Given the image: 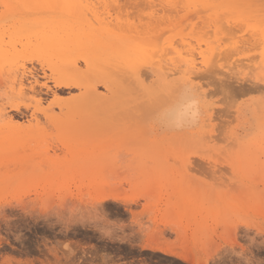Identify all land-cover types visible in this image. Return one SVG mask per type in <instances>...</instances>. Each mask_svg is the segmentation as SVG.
I'll list each match as a JSON object with an SVG mask.
<instances>
[{"label":"rangeland","instance_id":"1","mask_svg":"<svg viewBox=\"0 0 264 264\" xmlns=\"http://www.w3.org/2000/svg\"><path fill=\"white\" fill-rule=\"evenodd\" d=\"M157 1L155 7L97 2L90 14L64 0H0V264H264V0H214L209 9H185V21L173 27L165 16H184L182 4ZM80 9L102 29L101 39L115 35L125 46L153 48L172 40L181 47L182 31L195 48L220 40L225 58L192 79L182 75V63L173 75L179 66L169 71L158 56L145 58L134 66L144 74L140 85L117 68L112 94L97 84L107 97L102 102L49 108L54 93L66 100L80 90L60 91L47 80L43 72L50 73L54 59L36 50L35 36L28 40L42 28L59 36L70 28L81 33ZM148 13L161 25L144 36L134 30ZM225 34L238 50L228 47ZM79 41L71 56L78 58L76 82L83 84L99 67L81 60L95 55L96 44ZM21 63L33 71L21 77L25 84L36 78L49 86L33 79L42 96L18 91L14 75ZM181 81L182 93L190 95L185 101L194 100L196 109L185 127L166 115L175 101L169 103L184 96L173 93Z\"/></svg>","mask_w":264,"mask_h":264},{"label":"bare ground","instance_id":"2","mask_svg":"<svg viewBox=\"0 0 264 264\" xmlns=\"http://www.w3.org/2000/svg\"><path fill=\"white\" fill-rule=\"evenodd\" d=\"M64 1H66L68 4H73L74 6H78L79 7V5H82V7L81 8H83V7H85V9H93L94 7H96L95 5H96V3L98 2L99 4L101 3V5H104L105 7L106 6H108V5H116V6H118L120 3H119V0H98L97 2H93L92 0H83L82 2H84V4H81L82 2H81V0H64ZM141 1H145L144 3L146 4H151L152 6L154 5V7H155V5H156V0H127V2L129 3V4H132V5H138V6H141V4H142V2ZM158 1H159V3H158ZM157 1V3L158 4H165V5H163V7H165V6H176V5H179V3L180 4H182L181 5V7L183 8H181L182 10H185V9H187V12H188V10H189V12L192 10V9H195V7H197V6H200L201 8L200 9H202V8H204V9H207L206 7H208V9L209 8H212L213 7V3H215V2H217V0H215V2H214V0H158ZM155 2V4H153ZM66 4V3H65ZM146 4V5H147ZM73 5H72V9H76L77 8V6H76V8L75 7H73ZM103 6V7H104ZM149 6V5H148ZM151 6V7H152ZM71 7V6H70ZM92 7V8H91ZM171 7V8H172ZM178 6H176L175 8H177ZM170 8V11L172 10ZM179 8V7H178ZM192 8V9H191ZM85 9L83 10V13H82V9H80V11H78V13H76V14H79V12H81V14H79L80 15V17H82L84 20L82 21V25L79 27V29L78 30H80L81 31V33H78L77 34V31H75V30H73V29H69V31H62L63 32V34L62 35H60L59 36V32H57V33H53V32H51V33H49V31H46V29H44V28H42V29H39V30H37V31H35V33L36 34H33L31 37H29V40H28V42H29V44L33 41L31 38L33 37V36H35L34 38H35V40H36V42L38 41V45H36L35 43H33V44H35L36 46V50L37 49H41V50H43V52H44V57L46 58H48L49 57V59L50 60H53L54 62L53 63H55L56 65L54 66V68H52L51 69V71H50V73H45V72H43V74H44V77L47 79V80H51L52 82H53V84L56 86V87H58L59 88V90L60 91H64L65 89L67 90V88L68 89H70V88H78L79 90H80V93L78 94V95H76V96H72V97H70V98H68V99H66V100H61L58 96H57V94H53V95H55V98H53V100L50 102V103H48V107L50 108L51 107V105L53 104V103H56L59 107L60 106H74L75 107V105H81V104H84V101L85 102H87V100H98L99 101V103L100 102H102L103 100H105V99H107V97L106 96H104L103 94H101V93H99L98 91H97V84H101V85H103L104 86V88H105V90L109 93V94H112V92H113V89H114V87L116 86V84L117 83H115L114 81H113V79H112V77H111V75L113 74V73H115V74H117L118 72H115V69H116V71H119L117 68H121V70L124 68V73H125V71H126V73H131V75L132 76H134V78H135V80H133V81H135V83L137 84V85H140L141 84V80H140V76L139 75H144V74H142V72H140V73H138V69L137 70H135L134 69V66H135V63H137V61H139V63H140V61L141 60H144L145 58L147 59V58H149V57H157L158 56V58L162 61V60H164L163 62H164V65H162V69L165 67V68H167V70H169V71H174L178 66L180 67V66H182V64H183V66L185 67L186 66V69H185V71H184V69H183V71H184V73L183 72H181L180 71V69H181V67L178 69L177 68V70H175L174 72V74L173 75H175L176 73H178L179 71L182 73V75L184 76L185 75V72L186 73H188L189 74V76L188 77H190L191 78V76L193 75V77L195 76V78L197 77V75H198V69H200V70H202V69H204L205 67H207L208 68V66H211L212 64L213 65H216L214 62H217L218 60H219V58H220V56H221V52H224L223 51V49L222 48H224V47H222L221 46V48H220V43H219V38H217L218 40V43L216 42V46H209V45H206V49L204 50V49H201L200 48V46H196V48L198 47V51H194L196 48L195 47H191L190 45H188L189 43H187V42H185V40H184V37H183V35H182V31L179 33L180 34V45H181V47H177L176 46V44L174 43V42H172V40H171V42H168V46L167 47H165V45H164V47L163 48H159V46L160 45H158V43H157V48L156 47H154L153 48V46H156V45H152V46H147L146 44L147 43H144V44H135V45H133V46H125L124 44H123V42L121 41V42H119V37H117V36H115V35H111V36H109V37H107L106 39H101V38H99L98 36H97V34H100V32H101V28H94L95 26L93 25V24H91L89 21H90V19H88L87 17H88V15H87V13H88V11H86L85 12ZM95 9V8H94ZM166 9H168V8H166ZM198 9H199V7H198ZM169 10V9H168ZM167 10V11H168ZM178 10V9H177ZM176 10V11H177ZM181 10V11H182ZM90 11L91 10H89V13H90ZM180 11V10H179ZM194 11V10H193ZM192 11V12H193ZM199 11V10H198ZM202 11V10H201ZM208 11V10H207ZM91 12H94V11H91ZM172 12V11H171ZM170 12V13H171ZM175 12V11H174ZM186 12V10L184 11V16L183 15H180L179 17H176L175 18V16L176 15H174V18L172 19L171 18V16H173L172 14H170L169 12V14L171 15V16H169V14L167 13V15L165 16V19L166 20H164V21H168L169 22V24H168V22H166L167 24V27H173L174 25H181L184 21H185V18H186V16H185V14H187V13H185ZM94 13H96V12H94ZM166 13V12H165ZM164 13V14H165ZM173 13V12H172ZM179 13V12H178ZM193 13H195V11L193 12ZM193 13H191V17L192 16H194V15H192ZM90 14H92V13H90ZM177 14V13H176ZM219 14V13H218ZM228 14V13H227ZM188 15V16H189ZM211 15V14H210ZM213 15V14H212ZM212 15L210 16L211 18H215V17H217V14H216V12H215V15L216 16H213L212 17ZM219 16V15H218ZM167 17V18H166ZM209 17V18H210ZM208 18V17H207ZM211 18H210V20H211ZM220 18V17H219ZM222 18V17H221ZM99 19V18H98ZM193 19V18H192ZM216 19V18H215ZM144 20V19H143ZM155 20V19H154ZM154 20H152L151 19V13H148V15H147V17H146V19H145V21H143V22H141L140 23V25L138 26V27H140L139 29H136V30H134V31H136V33H141L142 35H144V36H149L150 34H153L155 31L157 32V29L159 28V26L161 25V24H154L153 23V21ZM176 20V21H175ZM208 20V19H207ZM163 21V22H164ZM206 21V20H205ZM216 21V20H215ZM214 21V24L215 23H217V21L215 22ZM220 21V20H219ZM218 21V22H219ZM228 21H230V20H228ZM86 22V23H85ZM210 22V21H209ZM99 23V22H98ZM104 23V22H103ZM211 23H213L212 21H211ZM220 23H222V22H220ZM78 25L80 24V22H78L77 23ZM102 24V23H101ZM109 24V22H106L105 21V23H104V25H108ZM165 24V23H164ZM166 25H165V27H166ZM208 25V23L206 24V26ZM212 25V24H211ZM217 25V24H216ZM222 25H225L224 23L222 24ZM241 26H242V24H240ZM187 26H188V24H187ZM203 26V25H202ZM220 27H221V25H219ZM108 26H105V27H102V28H107ZM164 27V28H165ZM214 27V26H213ZM225 27H226V25H225ZM225 27L223 26V27H221V28H224V29H222V30H227V29H225ZM230 27V26H229ZM135 28H137V27H135ZM175 28V27H174ZM205 28V27H204ZM203 28V29H204ZM207 28H209V27H207ZM220 28V29H221ZM234 28V27H233ZM66 30H68L67 28H65ZM160 29V28H159ZM163 29V28H162ZM161 29V30H162ZM211 29V28H210ZM209 29V30H210ZM167 30V29H166ZM166 30H164V31H166ZM182 30H183V28H182ZM200 30V29H199ZM208 30V31H209ZM218 29L216 28V31H217ZM237 30V29H236ZM235 30V31H236ZM79 31V32H80ZM88 31V32H87ZM207 31V30H206ZM264 31V30H263ZM185 32V31H184ZM184 32H183V34H184ZM202 32V31H201ZM204 32V31H203ZM212 32V31H211ZM210 33V32H209ZM220 33V32H219ZM225 33H228V35L230 34L229 33V30H227V32H225ZM231 33H232V31H231ZM97 37H95L94 35ZM146 34V35H145ZM161 34V33H160ZM178 34V33H177ZM212 34V33H211ZM210 34V35H211ZM221 34V33H220ZM226 35V34H225ZM30 36V35H29ZM198 36V35H197ZM224 36V35H223ZM151 37H153V36H151ZM157 37V36H156ZM155 37V38H156ZM205 37V36H204ZM228 36L226 35L225 36V38H227ZM232 36H230V38H231ZM142 38V37H141ZM146 38V37H145ZM203 38V37H202ZM202 38H200L201 40H202ZM223 38V37H222ZM224 38V39H225ZM232 38H234V36L232 37ZM76 39H79L80 41V43H82L83 41H84V43H90V42H94L95 44H96V49H95V55L93 56V57H82L83 59H81L84 63H85V65L86 66H89L91 63H95V65L94 66H97V67H99V71H97V73H96V75L94 76V77H96L95 79H91V80H89V81H87L86 83H83V84H79V83H77L76 82V78L80 75V73H82V71H81V68H80V66H79V61H77V59L75 60V59H73V57L71 56V54L73 53V51L75 50L74 49V43H75V41H76ZM143 40H144V37L142 38ZM148 39H149V37H148ZM205 39V38H204ZM207 39V38H206ZM223 39V40H224ZM228 40H229V37L227 38ZM210 40V39H209ZM222 40V39H221ZM228 40H226V41H228ZM145 41H147V40H144V42ZM200 41V40H199ZM204 41V40H203ZM208 41V40H207ZM214 41V40H213ZM230 41V40H229ZM228 41V42H229ZM237 41V40H236ZM142 42V41H141ZM178 41H177V44L179 43ZM209 42V41H208ZM208 42H207V44H208ZM223 42H225V41H223ZM227 42V43H228ZM231 42H233V40L232 41H230V43H228V45H230V46H228V47H230V48H232L231 47ZM77 43V42H76ZM215 43V42H214ZM205 44V43H204ZM211 45H213L212 43H210ZM226 44V43H225ZM150 45V44H149ZM179 45V44H178ZM198 45V44H197ZM215 45V44H214ZM222 45V44H221ZM187 46V47H186ZM224 46V45H223ZM192 49H191V48ZM225 47H226V45H225ZM227 47V48H228ZM227 48H225L226 50H227ZM229 48V49H230ZM234 48H236L237 49V46L236 47H234ZM220 49L222 50L221 52H220ZM224 49V50H225ZM236 49H233L232 48V50H236ZM86 50V49H85ZM232 50L230 51V52H232ZM238 50V49H237ZM193 51H194V53L195 52H197V54L196 55H198V58H197V56H195V54L193 53ZM186 53V54H185ZM225 53H227V52H225ZM238 53V52H237ZM2 54V52H1V50H0V55ZM229 54H231V53H228L226 56H228ZM222 55H225L224 53L222 54ZM233 55H235V54H233ZM239 55V54H238ZM264 55V54H263ZM159 56H161V57H163L162 59L159 57ZM1 57V56H0ZM221 57H224L225 58V56H221ZM229 57V56H228ZM227 58V57H226ZM237 59V58H236ZM239 59V58H238ZM146 60H144V62H145ZM149 61V60H148ZM148 61H146V62H148ZM156 61V60H155ZM159 61V60H158ZM236 61H239V60H236ZM263 61V60H262ZM262 61H260V63H262ZM52 63V64H53ZM162 62H159V64H161ZM180 63H182L181 65H180ZM43 64V63H42ZM42 64H41V66H42ZM151 64H152V62H151ZM153 64H157V62H153ZM16 66V65H15ZM240 66V65H239ZM243 66V65H242ZM17 68H15L16 70H15V75H14V77H20V79L19 80H17V82H18V91L19 92H21V93H24V91L25 90H30V92L31 93H35L36 95H41V91L42 90H37L36 89V85L35 84H40L39 83V81L38 80H36V78L34 79V82H35V84H32V83H34L33 82V79H32V83L31 82H29V83H27V84H25L24 82L25 81H23L22 80V78L21 77H24L26 74H30L31 75V77H32V75H33V71H32V69L30 70V69H28L26 66H25V64L24 63H21V64H19L18 66H16ZM137 67V66H136ZM204 67V68H203ZM244 67V66H243ZM41 68V67H40ZM164 68V69H165ZM202 68V69H201ZM160 69V68H159ZM158 69V70H159ZM14 70V69H13ZM44 70V69H43ZM121 70L119 71V72H121ZM145 70V69H144ZM12 71V70H11ZM127 71H129V72H127ZM176 71H178V72H176ZM151 72V71H150ZM163 72H165V70H163ZM179 72V73H180ZM196 72H197V74H196ZM123 73V70H122V72H121V74H123V75H125ZM145 73V72H144ZM165 73H167V72H165ZM157 75H158V73H156ZM145 75H147V74H145ZM168 75H170V73L168 74H166V76L165 77H169ZM191 75V76H190ZM113 76L115 77V75L113 74ZM116 76H119L118 74L116 75ZM170 76H172V75H170ZM13 77V76H12ZM125 77V76H124ZM130 78H131V76H129ZM147 77V76H146ZM164 77V76H163ZM192 77V78H193ZM117 78H120V77H116V79ZM141 78H143V77H141ZM183 77H181V79H182ZM190 78H188L189 80H190ZM191 78V79H192ZM14 79H16V78H14ZM115 79V80H116ZM161 79V78H160ZM165 79V78H164ZM163 79V80H164ZM167 79V78H166ZM180 79V78H179ZM146 80V79H145ZM167 80H169V79H167ZM167 80H165V81H167ZM173 80H175V79H173ZM182 80H184V78L182 79ZM189 80H187V79H185V81H189ZM16 81V80H15ZM15 81H14V83H15ZM31 81V80H30ZM143 81H144V79H143ZM172 81V80H171ZM176 81H177V83H178V80L176 79ZM180 81V80H179ZM157 82V81H156ZM182 82L183 81H181L180 82V85H178L177 83H175L174 82V84H176V86H177V88H175L174 89V91H173V93H175V91L177 90V92L179 91V94L180 95H184L183 97H181L180 98V96H178L180 99H175V100H173V102H170L169 104L170 105H172L173 103H174V101H175V103L169 108V112L168 111H166V112H168L166 115H168V117H170L169 118V120L171 119L172 120V123L174 124V125H176V126H180V125H184L183 127H185L186 126V123H187V120H188V122H191V119H190V121H189V114L190 115H193L194 116V114L193 113H191V112H195L196 111V109H194V107H195V105H193L194 107H193V109H191V106H190V104L192 103V102H194V100L193 101H190V103H189V100L188 101H185V99L186 98H190V95H188V96H185V95H187V93L185 92V94H183L182 93V91L181 90H183L184 89V86H185V84L186 83H184V86L182 87L181 86V84H182ZM13 83V84H14ZM132 82L130 81V84H131ZM153 83H155V82H153ZM173 83V82H172ZM42 85H40V86H45L46 88H49V86L46 84V82H42L41 83ZM133 84V83H132ZM118 85V84H117ZM143 85H145V84H143ZM154 85V84H153ZM251 85V84H250ZM250 85H249V87H250ZM131 86H133V85H131ZM146 86V85H145ZM144 86V87H145ZM171 86H173V85H171ZM175 86V87H176ZM180 86V87H179ZM119 87V86H118ZM252 87H254L253 85H252ZM256 87V86H255ZM254 87V88H255ZM27 88V89H26ZM83 89L82 91H81V89ZM130 88V87H129ZM135 88V87H134ZM137 88V87H136ZM147 88V87H146ZM243 88V87H242ZM43 89V88H42ZM116 89V88H115ZM118 89V88H117ZM131 89V88H130ZM234 89H236L237 90V88H234ZM245 89V88H244ZM244 89H243V91H244ZM253 89V88H252ZM138 90V89H137ZM246 90V89H245ZM117 90H114V93L116 92ZM180 91H181V93H180ZM238 91V90H237ZM26 92V91H25ZM54 92V91H53ZM107 92H105V93H107ZM184 92V91H183ZM33 93V94H34ZM133 93V92H132ZM35 94H34V96H35ZM178 94V95H179ZM115 96H116V94H114ZM42 96V95H41ZM37 97V96H36ZM39 97V96H38ZM112 97H114V96H112ZM41 99H43V97H40ZM111 98V97H110ZM38 99V98H37ZM40 99V100H41ZM39 101V100H38ZM40 102V101H39ZM96 103V102H95ZM108 104H109V102H108ZM108 104H106V105H108ZM195 104V103H194ZM40 105V104H39ZM54 105V104H53ZM102 106H104L105 105V102H104V105L103 104H101ZM100 105V106H101ZM105 105V106H106ZM76 106V107H77ZM96 106H97V104H96ZM18 107H16V109H17ZM37 108L39 109L40 107H38L37 106ZM47 108V107H46ZM48 108V109H49ZM52 108V107H51ZM45 109V108H44ZM51 110V109H50ZM195 110V111H194ZM34 111V110H33ZM32 111V113H31V115H34V112L36 111H34L33 112ZM42 112H44L45 114L46 113H48L47 111V109L46 110H41ZM194 118V117H193ZM167 119V118H166ZM168 120V119H167ZM193 120V119H192ZM166 121V120H165ZM194 121V120H193ZM259 123V122H258ZM190 124H192V122L190 123ZM173 125V126H174ZM259 125V124H258ZM168 126V125H167ZM182 126H180V127H182ZM172 128V127H171ZM177 128V127H176ZM167 130H169V129H167ZM166 130V131H167ZM170 130H172V129H170ZM176 130V129H175ZM178 132V131H177ZM176 131H175V134L177 133ZM185 133H186V131H185ZM174 134V135H175ZM184 134V132L182 133V135ZM179 136V135H178ZM181 140H182V138H181ZM139 167V166H138ZM146 168H148V167H146ZM202 169V168H201ZM203 169H204V167H203ZM202 169V170H203ZM201 170V171H202ZM200 171V170H199ZM150 195V194H149ZM154 195V194H153ZM142 196H144V197H146V195L144 194V195H142ZM147 199L149 198V197H146ZM146 199V200H147ZM152 199V198H151ZM150 199V200H151ZM135 200V197L133 198H129V199H127L126 200V202L127 203H129V202H131V201H134ZM150 200H148L147 202H149ZM157 200V199H156ZM155 200V201H156ZM148 204H150V203H148ZM253 204V203H252ZM254 210V209H253ZM131 211V210H130ZM135 216V215H134ZM6 239V238H5ZM154 244V243H153ZM153 244H151V245H153ZM167 244V243H166ZM159 245V244H158ZM148 246V245H147ZM153 247H155V246H153ZM159 247V246H158ZM163 247V246H162ZM161 247V248H162ZM169 248V247H168ZM162 251H163V249H161ZM165 250L166 251H163V252H171V251H174L173 249H169V251H167V249L165 248ZM55 251V250H54ZM181 251V250H180ZM180 251H178V252H180ZM181 252H183V251H181ZM185 254V253H184ZM94 255V254H93ZM189 255V254H188ZM57 256V255H56ZM55 256V257H56ZM178 256V255H177ZM186 256V255H185ZM184 255H183V258H185L186 260H187V256L185 257ZM189 257V256H188ZM191 258V257H190ZM199 259V258H198ZM8 260V259H7ZM192 260V259H191ZM10 261H11V259H10ZM188 261H190V259L188 260ZM201 261H203V260H201ZM191 262V261H190ZM193 262V261H192ZM219 262V261H218ZM11 263V262H10ZM31 263V262H30ZM194 264H203V262H193ZM192 264V263H191Z\"/></svg>","mask_w":264,"mask_h":264},{"label":"snow or ice","instance_id":"3","mask_svg":"<svg viewBox=\"0 0 264 264\" xmlns=\"http://www.w3.org/2000/svg\"><path fill=\"white\" fill-rule=\"evenodd\" d=\"M250 264H251V262H250Z\"/></svg>","mask_w":264,"mask_h":264}]
</instances>
